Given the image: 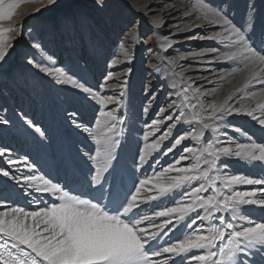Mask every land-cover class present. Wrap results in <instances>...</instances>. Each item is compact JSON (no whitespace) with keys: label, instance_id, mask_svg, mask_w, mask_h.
I'll return each mask as SVG.
<instances>
[{"label":"snow or ice","instance_id":"snow-or-ice-1","mask_svg":"<svg viewBox=\"0 0 264 264\" xmlns=\"http://www.w3.org/2000/svg\"><path fill=\"white\" fill-rule=\"evenodd\" d=\"M105 3L95 0L100 9ZM59 5L60 0H41L42 8ZM17 7V0H0V22L11 21ZM180 7L184 17L195 16L200 23L178 28L177 33L202 28L203 34L184 39L211 41L213 46L168 61L172 68L182 67L176 99H162L169 89L166 81L162 90L151 79L142 84L136 119L143 127L129 124L121 114L134 52L127 55L125 49L129 66L115 83L112 71L89 83L71 69L27 59L36 74L87 104L92 117L82 122L75 108L60 114L62 126L84 141L68 161L55 132L23 112L18 115L19 129L46 153L56 177L37 176V164L27 154L14 158V149L0 145V159L8 165L0 166V264H264V221L250 215L264 216V143L235 123L246 116L264 130V24L257 26L254 2L239 23L231 0H183ZM150 11L144 6L145 15ZM150 23L157 30L166 26L163 20ZM33 31L29 28L25 46L43 52ZM23 36L22 25L0 26V65L8 62ZM119 36L122 44H147L150 54L164 59L155 51V32L145 40L129 23ZM163 40L160 47L167 55L175 42L167 36ZM188 60L197 63L179 64ZM158 70L156 64L145 69ZM189 70L192 74L186 75ZM214 72L220 81L237 72L247 77L222 102L205 104L211 93L202 90L199 81L211 83L204 73ZM257 85L259 91H248ZM0 126L16 125L0 116ZM237 134L248 142H238ZM233 163L254 174H233ZM21 164L27 174L17 175L12 169Z\"/></svg>","mask_w":264,"mask_h":264},{"label":"bare ground","instance_id":"bare-ground-1","mask_svg":"<svg viewBox=\"0 0 264 264\" xmlns=\"http://www.w3.org/2000/svg\"><path fill=\"white\" fill-rule=\"evenodd\" d=\"M182 2L183 0H106L105 7L100 9L95 6V0H60V5L52 9L42 8L41 0H17L18 7L13 19L0 22V26L5 27L10 24L22 25V29L26 27L23 39L17 41L13 55L6 64L0 65V116H7L16 125L15 127L0 126V145L14 149V158L27 154L37 164L35 170L37 176L48 173L51 177H56L55 166L46 153L24 135L16 124L18 115L23 112L62 139L63 155L66 160H72L74 149L84 147L83 136L62 126L60 114L65 108H75L80 112L83 122L92 117L90 107L79 98L49 83L50 78L43 77L42 73L36 74V70L27 64L28 58H35L46 66L71 69L83 75L89 83H95L96 78L101 76L106 60L109 59L108 65L111 64L113 67H107V71L114 73L112 83H115L122 80L124 71L129 66L125 49L127 55H132L134 52L135 60L132 65L134 72L129 77L130 84L121 114L127 117L129 124L143 127L136 119V113L143 97V94L140 95L138 92L142 84H147L151 79L156 88L162 90V82L166 81L169 84L168 91L173 92L174 95L169 97L166 91L162 99H176L182 88L181 78L178 75L182 67L172 68L168 61L177 54L187 55L190 51H200L213 46L211 41L184 39V36L203 34L202 28H197L192 32L177 33L178 28H185L191 23H200L195 16L191 19L184 17L183 9L180 7ZM252 2L256 7L257 26H260L264 24V0H231L234 19L238 23L242 22L247 5ZM146 5L151 9L147 15L144 14ZM38 8L41 10L35 12ZM157 20H163L166 26L157 30L154 24L150 23V21ZM129 23L136 26L139 35L145 40L155 32V51L164 56L163 60L156 58L155 52L150 54L147 44L141 47L139 43L133 44L127 40L124 44L121 43L119 34L121 29ZM29 28L34 29L33 36L39 39L43 52L31 49L30 45L25 46ZM164 36L175 42V47L168 50L167 55L160 47L165 42ZM48 56L52 57L51 61L48 60ZM194 63L197 62L192 60L179 62L184 67ZM152 64H156L159 70L151 73L145 71ZM213 67L218 68L215 65ZM191 74V70L186 73V75ZM204 75L211 80V83H206L203 79L199 81V85L203 86L202 90L206 89L211 93L204 100L205 104L213 100L222 102L237 88L242 87L247 77L246 72H237L230 77L225 76L224 80L220 81L218 72L212 75L204 73ZM156 77L160 78L159 81ZM173 82L177 83L176 89L171 88ZM259 88L258 85L253 86L248 91H259ZM106 94L111 95L112 92L108 91ZM180 99L183 97L181 96ZM234 99L238 100L239 94ZM179 102L180 100H177V103ZM244 103L248 101L245 100ZM235 123L246 130L256 142L264 143V130H261L251 118L237 117ZM237 137L238 142H248L245 137H239L238 134ZM167 162H171V157ZM3 163L4 160L0 159V166L7 168L8 165H3ZM12 170L17 175L27 174L22 164ZM148 171L151 173L152 170ZM231 171L233 174H254L253 170L240 163H233ZM61 175H63L62 172ZM3 179L0 178V188L4 187ZM237 187L239 190H245L251 186ZM250 215L257 221H264V216L259 212H252Z\"/></svg>","mask_w":264,"mask_h":264},{"label":"rangeland","instance_id":"rangeland-1","mask_svg":"<svg viewBox=\"0 0 264 264\" xmlns=\"http://www.w3.org/2000/svg\"><path fill=\"white\" fill-rule=\"evenodd\" d=\"M22 30H23V33L25 34V32H26V27L23 28ZM108 61H109V59L106 60L105 67H104V70H103V73H105V74H106L107 69H108V68H107V67H108ZM138 92H139L140 95L143 94V92L141 91V88L139 89ZM5 164H6V163L4 162L3 165H5Z\"/></svg>","mask_w":264,"mask_h":264}]
</instances>
